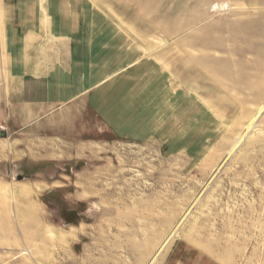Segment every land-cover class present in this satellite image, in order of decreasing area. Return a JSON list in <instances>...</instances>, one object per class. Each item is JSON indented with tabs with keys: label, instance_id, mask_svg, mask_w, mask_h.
<instances>
[{
	"label": "rangeland",
	"instance_id": "obj_1",
	"mask_svg": "<svg viewBox=\"0 0 264 264\" xmlns=\"http://www.w3.org/2000/svg\"><path fill=\"white\" fill-rule=\"evenodd\" d=\"M0 131V264H264V0H0Z\"/></svg>",
	"mask_w": 264,
	"mask_h": 264
},
{
	"label": "bare ground",
	"instance_id": "obj_2",
	"mask_svg": "<svg viewBox=\"0 0 264 264\" xmlns=\"http://www.w3.org/2000/svg\"><path fill=\"white\" fill-rule=\"evenodd\" d=\"M15 145L10 144L8 140H4L0 143V149L5 152L8 149H14ZM39 189L34 185V187L38 190L37 193H43L46 190V187L44 185H38ZM15 191L18 195L19 199H24L26 201V204H29V201L31 200V196L33 194V189L31 188V185H17V187H15ZM7 193H9L8 189H7ZM25 204V205H26ZM54 234L50 233L48 235L49 238L54 239L53 238ZM27 252L29 253L30 251L27 250ZM32 254V253H30Z\"/></svg>",
	"mask_w": 264,
	"mask_h": 264
},
{
	"label": "water",
	"instance_id": "obj_3",
	"mask_svg": "<svg viewBox=\"0 0 264 264\" xmlns=\"http://www.w3.org/2000/svg\"><path fill=\"white\" fill-rule=\"evenodd\" d=\"M1 132V131H0ZM5 137H7V135H5ZM23 180V177H19V181Z\"/></svg>",
	"mask_w": 264,
	"mask_h": 264
}]
</instances>
